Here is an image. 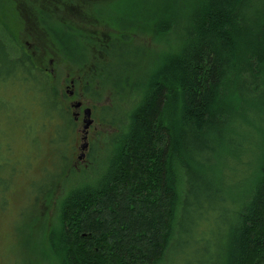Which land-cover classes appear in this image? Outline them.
Here are the masks:
<instances>
[{
  "label": "trees",
  "instance_id": "trees-1",
  "mask_svg": "<svg viewBox=\"0 0 264 264\" xmlns=\"http://www.w3.org/2000/svg\"><path fill=\"white\" fill-rule=\"evenodd\" d=\"M164 1L95 2L122 31L99 42L40 15L64 59L79 67L83 96L99 101L109 89L119 97L92 107L107 130L79 171L70 156L80 133L75 114L0 16V144L7 134L21 152L24 135L30 149L38 146L35 164L54 167L48 187L26 198L36 254L20 256L5 220L0 264H264V0ZM146 2L148 13L140 10ZM137 26L164 43L147 60L130 41ZM242 141L254 147L240 164ZM223 174L248 185L228 188ZM65 175L51 219L36 226Z\"/></svg>",
  "mask_w": 264,
  "mask_h": 264
},
{
  "label": "rangeland",
  "instance_id": "rangeland-1",
  "mask_svg": "<svg viewBox=\"0 0 264 264\" xmlns=\"http://www.w3.org/2000/svg\"><path fill=\"white\" fill-rule=\"evenodd\" d=\"M86 1L87 4L84 5L83 0H0V16L6 19L16 32L18 41L27 46L29 51L32 52L36 63L43 68L51 69L58 95L63 99L65 105L75 114L80 133L79 136H74L76 141L72 143L73 146H75L74 150L76 153L74 155L73 149L71 148L72 153H70V156L72 158V164L78 171L81 167L86 169L90 167L92 164L90 155L93 144L98 145V143H100L99 132L107 130V126L94 120L88 129V146L82 149L81 143L83 140H81V136L83 134L81 129L83 124L82 119L84 117L83 108L90 107L92 109L93 106H98L100 103H114L119 97H114L109 89L105 91L103 99L99 101H94L91 98L83 96L82 89L84 88V84L80 77L81 72L79 67L64 59L60 50L57 49L54 43L49 39L47 33L43 30L39 17L40 15L49 16L56 21L67 22L79 28L83 33L90 34L92 41L99 42L102 37H106L113 33L118 36L122 34V31L112 29V25L107 19V16H105L107 13L102 14L100 11L108 4L114 5L118 0ZM91 1L93 5L90 3ZM122 1L126 2L127 0ZM145 1L159 2L162 5L165 4L164 0ZM166 1H168V6L172 4L171 0ZM95 2H97V4L99 3L98 5L101 9L95 6ZM119 4L124 3L119 2ZM147 6L148 3L146 2L145 6L142 5L140 10L144 13L150 12V8ZM135 8H137V6ZM129 35L132 43L140 47L142 46L145 60H147L146 54L152 52L151 49L156 50L157 48H164L160 46L164 45L163 41H158L147 36V33L141 26L132 28ZM83 74L85 75L84 71ZM70 80H73L72 84ZM86 92L89 93L88 91ZM65 93H67V96H65ZM75 102L80 103L79 108L73 106ZM20 128L23 134L21 125ZM8 142L9 136L6 134V136H4V142L0 144V174H2V180H0V244L2 245L7 236L5 229L6 220L8 221V234L14 239L20 256H24L29 249L32 253L36 254L32 249L33 247L29 239L32 237L33 233H31L28 225L30 210L26 198L28 194L31 193V190H37L39 187H48L46 176L54 170V167L49 159H46L43 164H35V153L39 151L38 146L35 147V145H33L30 149L28 145L29 140L25 138L24 135L23 138L20 139L22 151L24 149L23 152L17 151L19 150V145L16 146V150H11ZM247 142L249 141H242L240 143L242 153L240 158L236 161L237 163L240 162L241 164L243 161L247 163L251 157L250 150L254 147V143ZM46 144L47 142L44 140V145ZM25 150L26 152L29 150L31 154L34 153V157L26 159ZM69 152H71V150ZM34 166H36L35 169ZM37 168L39 169L37 170ZM9 173H12V177L14 178L13 183L8 181V176H5H10ZM229 174H223L226 187H246L248 185L247 182L245 183V178L237 182L235 181V177H231ZM67 179L68 175L63 176L60 181L57 182V186L50 200L41 204L39 207L36 214L39 217L44 216V218L38 221L36 226H39L46 218H48V220L51 219L56 198L62 195L67 188L65 187L68 181ZM8 187H13L14 192L11 196L9 195L10 188ZM26 210L28 213H26ZM35 242L38 243L36 240ZM5 257H7L5 250L0 247L1 263L6 261Z\"/></svg>",
  "mask_w": 264,
  "mask_h": 264
},
{
  "label": "water",
  "instance_id": "water-1",
  "mask_svg": "<svg viewBox=\"0 0 264 264\" xmlns=\"http://www.w3.org/2000/svg\"><path fill=\"white\" fill-rule=\"evenodd\" d=\"M70 83H73V80H70ZM75 108H79L80 103L79 102H75L73 105ZM83 113H84V117L82 119L83 124H82V136H81V140H83V142L81 143V148H86L88 146V142H87V134H88V129L89 127L92 125L94 119L92 117V109L90 107H85L83 108Z\"/></svg>",
  "mask_w": 264,
  "mask_h": 264
},
{
  "label": "flooded vegetation",
  "instance_id": "flooded-vegetation-1",
  "mask_svg": "<svg viewBox=\"0 0 264 264\" xmlns=\"http://www.w3.org/2000/svg\"><path fill=\"white\" fill-rule=\"evenodd\" d=\"M45 69H47L48 71H50L51 72V69H48V68H45ZM52 73V72H51Z\"/></svg>",
  "mask_w": 264,
  "mask_h": 264
}]
</instances>
